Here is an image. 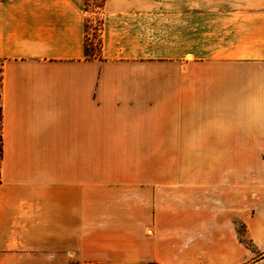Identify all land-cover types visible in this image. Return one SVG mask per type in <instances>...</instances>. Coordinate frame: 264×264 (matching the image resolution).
<instances>
[{
  "label": "crops",
  "instance_id": "1",
  "mask_svg": "<svg viewBox=\"0 0 264 264\" xmlns=\"http://www.w3.org/2000/svg\"><path fill=\"white\" fill-rule=\"evenodd\" d=\"M91 18L0 0V264H264V0Z\"/></svg>",
  "mask_w": 264,
  "mask_h": 264
},
{
  "label": "rangeland",
  "instance_id": "2",
  "mask_svg": "<svg viewBox=\"0 0 264 264\" xmlns=\"http://www.w3.org/2000/svg\"><path fill=\"white\" fill-rule=\"evenodd\" d=\"M102 8H103V0H86V9L92 13V18L88 24V51L90 54L98 55L101 47V31H102ZM1 66L2 63L0 61V95H1V84H2V75H1ZM147 156L149 160L159 159V160H169L172 162L178 161L179 154H154V157L151 158L153 154H144ZM240 235L245 242L250 245L246 234L244 233V229L242 227L239 228ZM255 256H258L257 254ZM246 263V264H252ZM78 264V263H76ZM151 264V263H150Z\"/></svg>",
  "mask_w": 264,
  "mask_h": 264
},
{
  "label": "trees",
  "instance_id": "3",
  "mask_svg": "<svg viewBox=\"0 0 264 264\" xmlns=\"http://www.w3.org/2000/svg\"><path fill=\"white\" fill-rule=\"evenodd\" d=\"M103 4H104V0H103ZM98 55L90 54L87 47L86 49L87 57H89L90 59H94ZM1 71H2V67H1ZM2 161H3V112H2L1 95H0V182L2 181Z\"/></svg>",
  "mask_w": 264,
  "mask_h": 264
},
{
  "label": "built area",
  "instance_id": "4",
  "mask_svg": "<svg viewBox=\"0 0 264 264\" xmlns=\"http://www.w3.org/2000/svg\"><path fill=\"white\" fill-rule=\"evenodd\" d=\"M151 264H159V263L153 262V263H151Z\"/></svg>",
  "mask_w": 264,
  "mask_h": 264
}]
</instances>
